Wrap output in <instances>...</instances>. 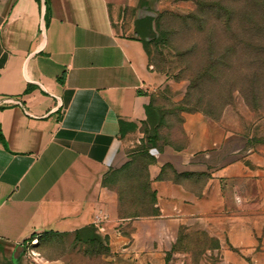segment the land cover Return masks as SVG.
<instances>
[{
	"label": "crops",
	"instance_id": "0c3cea01",
	"mask_svg": "<svg viewBox=\"0 0 264 264\" xmlns=\"http://www.w3.org/2000/svg\"><path fill=\"white\" fill-rule=\"evenodd\" d=\"M132 6L0 0V264H167L184 228L217 238L224 264H264V159L203 113L182 114L150 168L157 215L120 216L103 185L157 122L147 108L166 81ZM103 215L109 255H72Z\"/></svg>",
	"mask_w": 264,
	"mask_h": 264
},
{
	"label": "rangeland",
	"instance_id": "374dc122",
	"mask_svg": "<svg viewBox=\"0 0 264 264\" xmlns=\"http://www.w3.org/2000/svg\"><path fill=\"white\" fill-rule=\"evenodd\" d=\"M132 5L127 24L143 6L157 14L158 37L150 42L149 57L166 79L153 94L165 121L157 147L143 127L129 144L125 165L107 177V188L119 197L120 216L142 212L136 190L151 182L159 152L173 145L175 136L181 139L182 114L200 112L221 122L264 159V0H132ZM165 260L224 264L219 240L203 229L179 230Z\"/></svg>",
	"mask_w": 264,
	"mask_h": 264
},
{
	"label": "trees",
	"instance_id": "16d2710c",
	"mask_svg": "<svg viewBox=\"0 0 264 264\" xmlns=\"http://www.w3.org/2000/svg\"><path fill=\"white\" fill-rule=\"evenodd\" d=\"M144 3V2H143ZM145 4V3H144ZM157 20V19H156ZM152 18H146L143 20H135L134 26H135V33L136 35L141 39L143 44L145 45V49L149 53V46L150 42L157 40L158 35L156 34L155 22ZM149 38L150 41H146V39ZM155 110L157 112L158 120L157 122L152 125L150 128H146L148 140L151 142V145L158 146V142L162 140L161 136V128L163 126V123L165 121V114L163 113L162 109L158 108L154 103L153 99L151 102V105L147 108V111ZM200 113V112H199ZM157 144V145H156ZM110 172L107 174L103 181V185L107 187L108 178H110ZM108 177V178H107ZM151 183L147 182L145 185H143L140 189L136 190L137 194L135 196L136 198V205L138 208L142 209V212H138V214H129V215H123V217H137L141 215H157V209H155V203H156V197L155 193L151 190ZM130 191H133L132 189H129ZM141 192V194H139ZM74 239L72 242L73 249H71V252L73 253V250H77L76 248H82L84 247V250H81L84 256H87L89 258L93 259H100L102 257H106L109 255L110 250L108 247V243L106 238L102 237L98 230L94 226H88L85 227L79 231H77L74 235ZM61 242L62 240H56Z\"/></svg>",
	"mask_w": 264,
	"mask_h": 264
},
{
	"label": "water",
	"instance_id": "95a60500",
	"mask_svg": "<svg viewBox=\"0 0 264 264\" xmlns=\"http://www.w3.org/2000/svg\"><path fill=\"white\" fill-rule=\"evenodd\" d=\"M149 6H143L137 10V16L135 20H143L146 18H152L154 21L157 18V14H155L152 10H149ZM152 9V8H151ZM155 29V27H154ZM146 41H150L149 38L146 39Z\"/></svg>",
	"mask_w": 264,
	"mask_h": 264
},
{
	"label": "built area",
	"instance_id": "2783aa9c",
	"mask_svg": "<svg viewBox=\"0 0 264 264\" xmlns=\"http://www.w3.org/2000/svg\"><path fill=\"white\" fill-rule=\"evenodd\" d=\"M107 221H108V218L105 215H103L102 217H97L95 221V226L99 233L103 234L105 232V227H103L102 224H104ZM0 239H1V234H0Z\"/></svg>",
	"mask_w": 264,
	"mask_h": 264
}]
</instances>
